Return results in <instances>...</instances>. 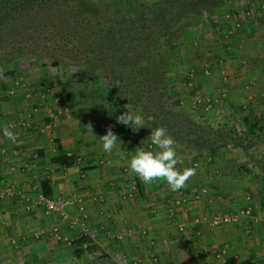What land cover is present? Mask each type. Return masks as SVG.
I'll return each instance as SVG.
<instances>
[{"label":"crops","instance_id":"obj_1","mask_svg":"<svg viewBox=\"0 0 264 264\" xmlns=\"http://www.w3.org/2000/svg\"><path fill=\"white\" fill-rule=\"evenodd\" d=\"M250 57L253 63L248 70L233 69L242 73L233 74L230 100L237 106L238 100L253 96L250 106L264 110V60L258 63ZM98 103L101 98L83 96L75 89L28 97L0 93V245L2 239L9 243L12 235L21 244L28 245L33 236L45 242L51 229L64 231L69 219L78 217L75 204L64 209L65 216L47 213L37 204L39 182L47 179L52 197H79L93 228L112 231L118 238L111 242L115 251L122 250V257L131 253V260L138 264H264L263 174L250 158L254 154L264 161V152L260 155L255 149L262 146L264 150V127L261 141L248 150L226 148L212 154L219 169L214 179L206 180L201 172V180L196 175L173 192L163 181L149 185L129 174L127 160L141 145L140 131L125 127L115 132L112 126L118 137L116 149L112 153L102 150L96 138L113 121H107L111 113ZM5 127L14 133L15 142L3 136ZM142 131L151 133L150 129ZM60 151L76 155V164L63 167L50 162ZM200 184L208 187V194L197 192ZM248 206L252 213L238 222L209 224L212 215ZM181 222L185 226L180 230Z\"/></svg>","mask_w":264,"mask_h":264},{"label":"trees","instance_id":"obj_2","mask_svg":"<svg viewBox=\"0 0 264 264\" xmlns=\"http://www.w3.org/2000/svg\"><path fill=\"white\" fill-rule=\"evenodd\" d=\"M232 1L158 0L150 6L123 8L121 2L102 0H0V60L30 52L45 54L53 66L72 64L104 83L122 108L142 114L149 127L142 129L166 128L189 153L248 150L261 141L262 124L248 122L244 131L235 125L214 128L199 123L182 111L168 90L167 74L178 47V34L198 24L203 12L210 15ZM254 156L250 158L262 172L264 183V161ZM50 162L69 167L76 164L77 156L60 151ZM39 191L51 198L50 181L41 180ZM94 242L87 233H80L71 242L73 256L93 257L83 264H99L97 258L115 264L106 253L96 255Z\"/></svg>","mask_w":264,"mask_h":264},{"label":"rangeland","instance_id":"obj_3","mask_svg":"<svg viewBox=\"0 0 264 264\" xmlns=\"http://www.w3.org/2000/svg\"><path fill=\"white\" fill-rule=\"evenodd\" d=\"M102 1L104 3L121 2L120 7L129 8L135 5L150 6L158 0ZM178 35V41H176L178 47L167 79L169 93L177 98L182 111L195 116L199 123L209 124L214 128L225 124L247 130L248 122L259 123L264 127V110H259V106L254 104L253 107L250 106L254 101L253 96L247 97V100H238L237 106H234V102L230 100L231 92H233L230 91V81L236 78L233 74L242 73L233 69L248 70L253 61L250 56L256 57L258 63H263L259 61L264 60V0H233L232 3H224L223 6L215 8L210 15L203 12L198 24L188 26ZM0 37H3V34H0ZM245 47L250 54L244 52ZM254 47L258 51L252 52ZM26 53L23 52L15 58L0 60L1 94L20 93L28 97L40 93L65 94L75 89L76 93L83 96L101 98V104L98 103V105L110 111L107 121H113L109 126H113L115 132L125 128L116 123V116L126 109L121 107L118 99L104 83H99L95 77L84 75L72 64L69 66L60 63L53 66L45 54L41 56ZM239 81L242 82L240 84L244 82L243 79ZM31 88L36 90L30 91ZM244 118H247V122ZM142 130L141 128L137 131V133L140 131L142 135L140 148L150 150L154 146L150 145L148 132ZM261 147H255L260 155L264 152ZM213 157L212 154L189 153L177 144L178 166L176 168L183 171L185 168L194 167L196 174L190 177L191 179H195L197 175L201 180V172L202 175H207L206 180H210V177L214 179L219 174V169H216ZM261 183L263 184L262 181ZM202 189L205 191L203 192ZM197 192L208 194V187L200 184ZM85 215L86 217L79 219L75 225H70L68 222L64 231H60L59 228L51 229V233L46 234L45 242L40 241L41 236L39 238L33 236V240L28 245L21 244V241L17 242L14 235L9 237V243L2 239L4 246L0 245V264H83L93 257H86L88 260L78 259L71 252V242L80 233H87L93 239H97H94L98 247L96 255L106 253L114 258L115 264L139 263L137 260H131L133 257L131 253L122 257L120 253L122 250L115 251L116 248H113L111 242L116 243L114 240L117 237H114L113 232L97 229V226L93 228V222L86 213ZM100 231H102L101 237ZM118 257L125 259V262H120ZM129 260H131L130 263ZM97 261L99 264L109 262L106 259L100 261L99 258Z\"/></svg>","mask_w":264,"mask_h":264},{"label":"clouds","instance_id":"obj_4","mask_svg":"<svg viewBox=\"0 0 264 264\" xmlns=\"http://www.w3.org/2000/svg\"><path fill=\"white\" fill-rule=\"evenodd\" d=\"M149 119L151 118L149 117ZM116 123L131 128L133 132H137L141 128H149L142 114L128 110L116 116ZM133 126H135L134 130ZM88 128L93 133L90 125ZM2 134L9 141L15 142L16 137L8 128H3ZM149 137L150 144L154 146V149L145 150L137 147L136 153L127 160L129 174L134 175L145 184L150 185L154 182L163 181L171 191H179L185 186L189 178L196 174V169L193 167L179 171L176 168L178 162L177 143L166 128L151 129ZM117 138L112 128L109 127L105 134L96 140L105 153H112L116 149Z\"/></svg>","mask_w":264,"mask_h":264},{"label":"built area","instance_id":"obj_5","mask_svg":"<svg viewBox=\"0 0 264 264\" xmlns=\"http://www.w3.org/2000/svg\"><path fill=\"white\" fill-rule=\"evenodd\" d=\"M78 161V159H77ZM5 191L7 192H11L12 189H6ZM202 191L204 192L205 189H202ZM0 194H3V190L0 187ZM38 205L42 206L45 209V212L50 213V212H57V213H62L63 216H65V214L63 213L65 208H68L70 205L75 204L76 208H77V213L79 214L78 217L75 218H71L69 219V223L70 225H75L77 224L78 220L83 219L86 217L85 213H84V208L82 206V203L80 202V198L76 197V198H64V197H51V198H47L44 197L43 195H39L38 198ZM171 213V212H170ZM252 213V209L251 207H246L243 209H240L237 212L234 213H218L215 215H212L210 217L209 220V224L212 227H216V226H220V225H224V224H231V223H235L238 222L240 220V218H242L243 216H247L250 215ZM195 222L199 221L198 218L194 219ZM185 226L184 222H181L179 225V229H183ZM153 259V262L155 263L157 260L154 257H151Z\"/></svg>","mask_w":264,"mask_h":264}]
</instances>
